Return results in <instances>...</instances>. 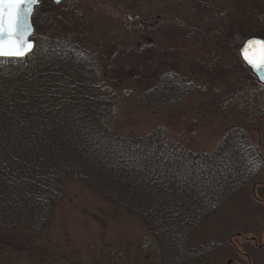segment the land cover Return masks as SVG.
I'll use <instances>...</instances> for the list:
<instances>
[{
	"label": "trees",
	"instance_id": "16d2710c",
	"mask_svg": "<svg viewBox=\"0 0 264 264\" xmlns=\"http://www.w3.org/2000/svg\"><path fill=\"white\" fill-rule=\"evenodd\" d=\"M73 5L39 0L35 25L43 26L52 8L65 6L82 20ZM200 7L197 25L181 22V14L170 20L171 7L161 8L157 16L145 10L133 13L138 29L132 30L150 36H139L134 56L143 62L137 69L124 68L128 57L122 47L113 60L119 67H110L101 49L92 46V28L86 24L35 34L36 48L24 59L0 58V246L32 251L51 241L66 187L77 183L113 215L140 220L156 264H211L214 250L223 247L212 235V222L240 199L262 196L254 188L264 183V151L252 131L264 119V86L243 62L239 47L250 36L264 37V0H255L253 8L239 15L230 8ZM182 32L192 35L186 42L200 41L218 59L228 60L218 61L217 74L204 88L211 109L244 97L232 107L233 119L210 150L191 146L165 123L148 133L121 128L131 111L125 103L129 97H121L111 80L113 68L117 79L122 73L121 78L143 84L144 108L170 112L197 91L189 79L186 48L163 40ZM199 121L193 118L190 129ZM126 259L105 237L97 264H125Z\"/></svg>",
	"mask_w": 264,
	"mask_h": 264
},
{
	"label": "rangeland",
	"instance_id": "374dc122",
	"mask_svg": "<svg viewBox=\"0 0 264 264\" xmlns=\"http://www.w3.org/2000/svg\"><path fill=\"white\" fill-rule=\"evenodd\" d=\"M51 1L55 4L54 0ZM66 1L71 8L74 1L64 0ZM99 1L98 4L91 1L78 2L72 6L77 8L78 15L83 16V21L77 14L72 15L66 10V6L52 8L45 16L43 26L38 27L34 22L35 34L45 36L50 30L72 29L83 24L91 25L92 37L95 40L92 46L101 49L110 67H119L113 60L116 51L122 47L125 56L128 57L124 68L137 69L143 59L134 56L135 48L139 46L140 37L148 40L150 36H146L142 31H138L137 34L132 30L133 26L138 29L133 24V13L137 14L145 10L157 16L161 8L171 7L170 20L180 18L181 14V22L187 20L197 25L202 15L200 5H212L220 9L230 8L234 15H239L238 12H244L248 7H252L255 0H137L134 3L130 0ZM193 6L197 8L194 11L191 10ZM42 11L47 12V7ZM49 13L53 14L49 15ZM140 17L138 15L136 19L139 20ZM188 33H179L174 39L173 36L163 37L166 45L186 48L185 57L191 61L187 65L189 79L197 87V91L175 110L160 112L153 108H144L141 104L145 90L143 84L121 78L122 73L117 79V68L112 69L111 80L115 81L114 85L116 84V90L121 97L124 95L129 97L125 103L131 111L130 121L122 123V129L148 133L158 124L165 123L170 133L190 140L191 146L210 150L222 140L225 133L223 127L235 114L232 107L237 106L236 103L243 102L244 97L230 100L231 103L220 106L217 111L211 109L210 99L203 94L204 88L209 79L217 74L218 69L215 66L228 60H223L221 56L218 59L219 54L200 41L189 39L186 42V39L192 36ZM262 105L264 106V102ZM195 117L200 121L190 129V121ZM263 132L264 119L257 129L252 131L254 142L261 150H263ZM260 186L256 190L257 195L262 194L258 201L246 196L237 204L228 206L220 218L212 222L210 229L212 235L223 243V247L214 250L211 264H229L231 260V264H264V184ZM65 193L66 196L57 211L52 227L51 241L43 243L41 248L32 251L0 246V264H97L100 247L105 237L126 256L125 264H136V258H140L138 264H156V253L152 248L151 238L137 217L127 214L113 215L107 204L77 183L69 184ZM244 229L248 230L246 236H238L237 233ZM230 235L235 246L229 241ZM253 238H257L258 244L262 247L254 243ZM243 252L249 253L250 257Z\"/></svg>",
	"mask_w": 264,
	"mask_h": 264
},
{
	"label": "snow or ice",
	"instance_id": "6c2138e0",
	"mask_svg": "<svg viewBox=\"0 0 264 264\" xmlns=\"http://www.w3.org/2000/svg\"><path fill=\"white\" fill-rule=\"evenodd\" d=\"M36 2L37 0H0V36H7V39H0V55H24L31 50L32 44L24 39V33L20 29V14L24 5ZM242 54L258 72L264 73V40H249L244 45Z\"/></svg>",
	"mask_w": 264,
	"mask_h": 264
},
{
	"label": "water",
	"instance_id": "95a60500",
	"mask_svg": "<svg viewBox=\"0 0 264 264\" xmlns=\"http://www.w3.org/2000/svg\"><path fill=\"white\" fill-rule=\"evenodd\" d=\"M62 0H60L61 2ZM57 2V0H55ZM39 0H37L36 3L31 5H24L22 7V11L20 14V29L24 33V39L27 42H30L32 44L31 50L25 52L24 55H0V58L4 59H24L28 57L30 54H32L36 47V41L33 39V35L35 34V25L33 23V17L36 11V6L38 5ZM26 13V15H25ZM0 39H7V36H0ZM249 40H264V37L261 36H250L248 37L243 44L240 46V55L244 61V63L250 68V70L253 72V74L256 76L258 81L264 85V73L258 72L256 68H254L252 65H250L245 59L242 54V49L244 45ZM263 148H264V140H263Z\"/></svg>",
	"mask_w": 264,
	"mask_h": 264
},
{
	"label": "flooded vegetation",
	"instance_id": "af4514ba",
	"mask_svg": "<svg viewBox=\"0 0 264 264\" xmlns=\"http://www.w3.org/2000/svg\"><path fill=\"white\" fill-rule=\"evenodd\" d=\"M255 243H256V242H255ZM257 243H258V242H257ZM257 243H256V244H257Z\"/></svg>",
	"mask_w": 264,
	"mask_h": 264
}]
</instances>
